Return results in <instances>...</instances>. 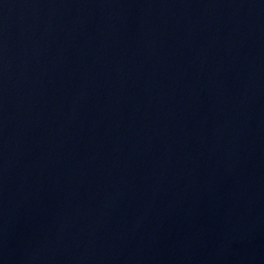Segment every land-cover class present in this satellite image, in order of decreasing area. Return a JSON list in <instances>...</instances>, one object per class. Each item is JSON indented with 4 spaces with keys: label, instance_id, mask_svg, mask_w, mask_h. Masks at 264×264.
<instances>
[{
    "label": "water",
    "instance_id": "1",
    "mask_svg": "<svg viewBox=\"0 0 264 264\" xmlns=\"http://www.w3.org/2000/svg\"><path fill=\"white\" fill-rule=\"evenodd\" d=\"M0 264H264V0H0Z\"/></svg>",
    "mask_w": 264,
    "mask_h": 264
}]
</instances>
